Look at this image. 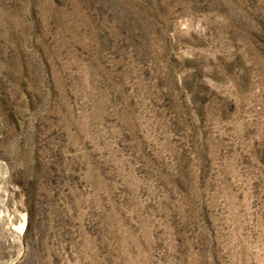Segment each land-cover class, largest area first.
Wrapping results in <instances>:
<instances>
[{
    "label": "rangeland",
    "instance_id": "374dc122",
    "mask_svg": "<svg viewBox=\"0 0 264 264\" xmlns=\"http://www.w3.org/2000/svg\"><path fill=\"white\" fill-rule=\"evenodd\" d=\"M0 264H264V0H0Z\"/></svg>",
    "mask_w": 264,
    "mask_h": 264
}]
</instances>
